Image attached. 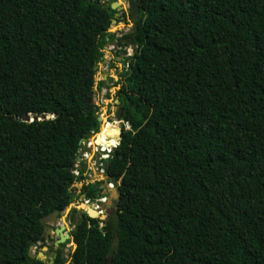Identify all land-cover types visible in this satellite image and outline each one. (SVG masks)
I'll return each mask as SVG.
<instances>
[{"label": "trees", "instance_id": "obj_1", "mask_svg": "<svg viewBox=\"0 0 264 264\" xmlns=\"http://www.w3.org/2000/svg\"><path fill=\"white\" fill-rule=\"evenodd\" d=\"M97 1L0 0V264H45L28 251L70 206L79 143L99 132L85 100L114 12ZM139 13L115 96L129 130L105 145L121 131L104 167L115 215L76 217L69 264H264V0Z\"/></svg>", "mask_w": 264, "mask_h": 264}, {"label": "flooded vegetation", "instance_id": "obj_2", "mask_svg": "<svg viewBox=\"0 0 264 264\" xmlns=\"http://www.w3.org/2000/svg\"><path fill=\"white\" fill-rule=\"evenodd\" d=\"M104 2H108L109 5L110 3L116 2L117 4H119V7L116 10H112L113 13V19L112 21H115V24H112L111 28L109 29V34L111 35V46L114 47V51H115V55L118 56L116 57L114 60L117 64L119 65H123L124 62H126V57H131V54H127L125 56H121L123 50L121 49L122 45H126V46H133L134 44V39H135V31H136V23L139 20V16L140 13L136 16V17H132V12H131V8H132V2L133 0H121V2H119V0H114V1H105ZM109 5H107L106 7H109ZM111 29H114V32H110ZM124 32V33H123ZM115 44H114V43ZM125 51V49H124ZM121 72H126V67H122V71ZM106 81V80H105ZM117 81H120V77L119 79H117ZM115 96H116V92H115ZM120 112V110L118 111ZM119 118V113L117 114ZM117 121H119L117 119ZM120 122V121H119ZM123 125V124H122ZM114 130L110 131V139H113V135H114V131H115V125L113 126ZM107 138V137H105ZM96 177V176H95ZM96 181H87V183L84 184V187H92L94 189H96L97 191H100L99 194H97L94 198H84L82 196V194L84 193V190L82 192H80L79 197H78V202L82 201V206H85L83 204V200H91V203L98 206L99 211H96V213L98 214V217H103V221L111 219L114 217L115 215V210H116V204L114 201L111 202L110 206H107V203L109 202V196L108 191L105 189L101 188V185L104 184V181H97L100 180L99 176L95 178ZM103 197H108L107 200L105 202H100L99 199L103 198ZM77 202V203H78ZM93 205V206H94ZM109 210L110 215H106V211ZM86 211H81V214H79V216L81 217L82 214L86 215ZM60 213L57 216V219H59ZM87 216V215H86ZM68 218V216H66V219ZM77 221V219H72L69 220L67 219V224H63V225H59L57 226V224L53 225L50 227V233L47 234L45 233L43 235L42 233V239L37 242L34 246H32L31 248V254L34 257V259H38L39 255H41V258L43 263L45 264H69L70 262V251L71 249L74 247V244L72 242V238H71V233L75 228L74 222ZM102 221V222H103ZM57 223V222H56ZM73 223V224H72ZM61 227L64 228V230L62 231V235H63V239L60 238V233L56 232L58 231ZM69 245V249H68V255L66 257L63 258V250L64 248ZM69 256V257H68ZM39 260V259H38Z\"/></svg>", "mask_w": 264, "mask_h": 264}, {"label": "rangeland", "instance_id": "obj_3", "mask_svg": "<svg viewBox=\"0 0 264 264\" xmlns=\"http://www.w3.org/2000/svg\"><path fill=\"white\" fill-rule=\"evenodd\" d=\"M119 2H121V0H119ZM110 32H114V29H111ZM121 49L123 50L121 56H125L127 54H131L133 56V53L135 52L134 46L129 47L126 45H122ZM127 58L128 57H126V59ZM124 63L121 66L117 64L115 60H112L111 62H109V55L105 51L104 59L102 63L99 64V67H98V70L95 76V87H94V91L92 92V105H93V109L96 108L95 109L96 114L98 115L99 118L101 117L104 121L105 118L108 116L109 120L111 121L105 120V123L107 122V125L103 126L102 128H101L102 123L100 124L98 135H96V137L94 138V142L96 143V145L98 144L99 141L103 140L104 137H107V138L110 137V134H109L110 131H112L113 126L118 123L117 120H115V118L118 119L117 114H118V111L120 110V106L116 104L115 92H117V90L119 89V81H117V79H119L120 75L118 73L122 71V67L125 66ZM105 78H106V81H105ZM101 82H105V83L102 86H100ZM99 86H100V89H98ZM122 124L120 125L122 126L123 130H129V127L128 125H126V123H124L123 125ZM93 173H94L93 178L95 180V178L98 176L95 174L94 171ZM77 190H79L78 187H75V186L70 187V192H71V196L73 197V199L68 209L64 211L63 213H61L59 216V219H57L56 221L57 226L67 224V219L69 220L76 219V217H79V214H81V211H84V206H82V201L78 202V197L80 193L78 194ZM73 210H75L76 213H74ZM66 216H68L67 219H66ZM96 220L100 222L99 227L101 228L103 226L102 224L103 217L100 216ZM68 249H69V245H67L63 250V253H62L63 258L68 255V252H67ZM74 249H75V246L71 249L70 254L74 251Z\"/></svg>", "mask_w": 264, "mask_h": 264}, {"label": "built area", "instance_id": "obj_4", "mask_svg": "<svg viewBox=\"0 0 264 264\" xmlns=\"http://www.w3.org/2000/svg\"><path fill=\"white\" fill-rule=\"evenodd\" d=\"M105 1L110 2V1H114V0H105ZM105 51L109 55V62H111L116 57H118L114 54L115 53L114 47L111 45H107L105 50H104V53H105ZM105 80H106V78H105ZM105 116H107V115H105ZM105 120L111 121V120H109L108 116L105 118ZM105 120L103 121V119H102L101 128L103 126L107 125V122L105 123ZM115 120H117V119L115 118ZM117 122L119 124H122V122H119V121H117ZM121 128H122V126H121ZM122 130H123V128L121 129V131ZM121 131L119 134H121ZM96 135H98V133L91 132L88 139L82 140L79 143V148H78V151L76 153V157H79V161L75 162L74 168L71 171L72 175L74 176V181L70 186V187H74V186L78 187L79 188V190H77L78 194L80 193V191L82 192L84 184L87 183V181H89V180L90 181H96L93 178L94 177L93 171L95 172V174L97 176H99L100 180H97V181H99V182L104 181V184L101 185L102 189H104V190L106 189L107 191H109L110 189L115 188L112 183L108 182V178L104 174V171H105L104 167H105V161L111 155L112 151L116 148V146L118 144V140H116V142L110 146H105L107 142H110V138L108 137V138H106V140L101 142L99 145H96V143L94 142V138L96 137ZM106 178H107V181H106ZM107 198L108 197H103V198L99 199V201L105 202L107 200ZM83 204L87 207L88 206L91 207V209H90L91 211H94V212L99 211L97 204L96 205L92 204L90 199L83 200Z\"/></svg>", "mask_w": 264, "mask_h": 264}, {"label": "water", "instance_id": "obj_5", "mask_svg": "<svg viewBox=\"0 0 264 264\" xmlns=\"http://www.w3.org/2000/svg\"><path fill=\"white\" fill-rule=\"evenodd\" d=\"M96 4L102 8L109 5L108 2H104L103 0H98L96 2ZM109 7L111 10H116L119 6L116 2H113V3H110ZM131 12H132V17H136L139 14V0H133ZM112 24H115V21H112ZM85 104H86L85 111L86 112H92V110H93L92 92L88 93L87 98L85 100ZM116 104H118L117 101H116ZM119 117H121V116L119 115ZM48 119H51V118H48L45 115L41 116L39 120L36 117L31 118L30 116L27 115L22 119V122L30 123V122H34L37 120L38 121H44V120H48ZM97 122L100 124L102 122V119L97 117ZM120 136H121V134L118 135V138H117L118 141L120 140ZM78 161H79V157H76L75 162H78ZM106 181H107V178H106ZM107 195L109 196V202L107 203V206H110L112 201L116 202L118 200L117 190L115 188L110 189L108 191ZM58 215H59L58 212H54V213L50 214L49 216L42 218L41 224L43 226V235L45 233H47V234L50 233V227L56 224ZM86 215L89 219H97L98 218V214L94 211H91L90 209L86 211ZM106 215L107 216L110 215L109 210L106 211ZM63 230H64V228L61 227L58 231H56L57 233L58 232L60 233L59 236L61 239H63V235H62ZM31 249L32 248L30 247V249L28 251V256H29V258L34 259V257L31 254ZM38 259L42 260L41 255H39Z\"/></svg>", "mask_w": 264, "mask_h": 264}, {"label": "bare ground", "instance_id": "obj_6", "mask_svg": "<svg viewBox=\"0 0 264 264\" xmlns=\"http://www.w3.org/2000/svg\"><path fill=\"white\" fill-rule=\"evenodd\" d=\"M118 6H119V4H118ZM113 130H114V127L112 128V131H113ZM115 141H116V140H115ZM100 143H101V142H100ZM100 143H99V144H100Z\"/></svg>", "mask_w": 264, "mask_h": 264}]
</instances>
